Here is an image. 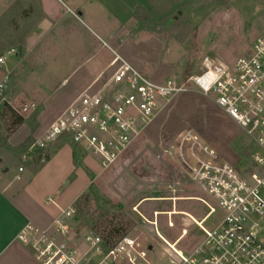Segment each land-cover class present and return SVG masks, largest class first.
I'll return each mask as SVG.
<instances>
[{"label":"rangeland","instance_id":"374dc122","mask_svg":"<svg viewBox=\"0 0 264 264\" xmlns=\"http://www.w3.org/2000/svg\"><path fill=\"white\" fill-rule=\"evenodd\" d=\"M61 1L62 9L69 15L70 8L69 16H74L76 22L65 33L57 34L64 27L57 25L40 37L36 52L43 56L49 73L23 78V60L17 72L8 74L9 80L0 91V108L3 103L8 105L0 111V157L5 158L0 161V174L8 170L3 176L14 185L27 176L20 174L23 179L16 182L18 165L25 168L31 161L42 165L45 156L59 147L53 145L28 156L30 161H22L42 130L78 96L79 89H70L73 81L68 76L88 56V46L104 42L149 81L162 84L169 79L182 82L185 73L192 77L207 68L216 71L229 67L247 55L255 39L264 34V0H76L84 10L82 16L77 15L71 0ZM11 10L10 0H0V54L4 52L1 56L5 57L0 65V81L11 63L20 59L6 56V50L16 51L14 44L19 40V33L4 25ZM195 88L190 83L192 92L174 98L147 128L142 141L136 142L116 165L107 170L97 164L88 168L84 164L87 156L83 157L81 170L89 185L93 184L99 198L117 206L118 211L103 212L91 196L82 209L80 226H74L73 233H86L92 222L104 216L107 221L128 225L126 235L145 244L154 237L153 212L163 213L157 218L158 230L169 239L176 237L182 227V218L172 214L174 228L167 229L166 213H173V207L176 212L200 219L205 208L199 202H176L173 206L157 200L169 195L165 188L171 176L181 183L179 196H199L174 157L154 159L153 153L167 148L182 132L198 133L211 149L237 168L253 167V160L245 154L254 155L260 149L213 106L211 95L202 96L193 91ZM16 116L23 117L22 125H14ZM29 139L32 143L20 153L6 148V143L16 148ZM64 188L61 186L60 192ZM58 195L55 193L54 199ZM190 230L192 235L196 232Z\"/></svg>","mask_w":264,"mask_h":264},{"label":"built area","instance_id":"2783aa9c","mask_svg":"<svg viewBox=\"0 0 264 264\" xmlns=\"http://www.w3.org/2000/svg\"><path fill=\"white\" fill-rule=\"evenodd\" d=\"M16 54L14 49L6 52V56ZM4 61L1 56L0 65ZM112 65L117 68L110 80L100 90L88 89L73 100L35 139L23 162L70 140L107 170L145 135L174 98L192 92V83L193 91L211 95L217 109L260 149V153L245 154L253 167L237 168L195 132H182L162 154L180 162L199 196H179L181 183L177 181L169 185L168 196L157 200L173 206L196 201L205 212L200 219L176 212L174 207L173 213H166L168 230L174 228L172 214L182 218L176 237L169 239L159 232L157 218L163 213L153 212L154 237L149 243L125 235L109 245L97 234L73 233L72 206L48 228L28 223L18 240L39 264H264V34L255 39L247 55L220 70L207 68L198 74L200 79L195 75L182 82L169 79L155 84L116 54ZM8 80L7 74L0 81V91ZM23 170L18 168L17 181ZM190 229L196 232L192 235Z\"/></svg>","mask_w":264,"mask_h":264},{"label":"crops","instance_id":"0c3cea01","mask_svg":"<svg viewBox=\"0 0 264 264\" xmlns=\"http://www.w3.org/2000/svg\"><path fill=\"white\" fill-rule=\"evenodd\" d=\"M71 1L78 11L77 15L82 16L84 12L82 7L77 4L76 0ZM10 5L12 10L4 25L19 33V40L17 39L14 44L17 53L14 57H20V59L11 63L7 74L17 72L19 64L23 60L26 62V69L22 73L23 78L34 79L43 73L48 74L49 68L45 65L43 56L36 52L38 41L43 35L54 31L57 25L64 26L57 34L61 31L62 33L68 31V26L70 27L72 22H76L75 19H72L74 16H69L72 10L68 8L69 15L66 14L58 0H10ZM54 38L56 39L55 35ZM102 43L101 46H88L86 49V53H89L88 56L68 76L73 81L70 89L74 87L77 91L79 89L78 96L88 89L90 92L100 90L110 80L117 68L112 65L116 54L115 50L104 42ZM3 53L0 54V57ZM68 65L64 70H67ZM213 106L217 109L214 103ZM197 135L200 137L198 133ZM145 136L146 133L138 141ZM171 143L170 141L169 145ZM162 151L153 153L154 159L165 157L166 155H163ZM3 160L5 158L0 157V161ZM35 163L31 161L20 173H26L27 176L19 185H14L5 179L3 175L8 170H4L0 174V264H39L32 252L18 240L19 233L28 223L39 228H48L52 221L61 215L62 211L73 206L89 186V180L85 173L81 169L75 170L72 163V152L67 145L59 146L48 162L39 166ZM84 164L88 168L91 167V164L96 165L89 157H86ZM19 167L18 165L17 170ZM73 173L75 178L70 180L69 177ZM20 174V179L15 180L16 182L23 179ZM171 178V182L166 184L167 192H169V185H174L177 182L175 177L171 176ZM61 186L65 188L60 192ZM177 189L182 191L180 186ZM57 192L59 195L54 199L53 196Z\"/></svg>","mask_w":264,"mask_h":264},{"label":"trees","instance_id":"16d2710c","mask_svg":"<svg viewBox=\"0 0 264 264\" xmlns=\"http://www.w3.org/2000/svg\"><path fill=\"white\" fill-rule=\"evenodd\" d=\"M189 75L190 74L185 73L183 80L188 79V77H190ZM7 106H8L7 104L3 103L1 108H0V111L6 110V108H8ZM23 123H24L23 117H21V116L15 117V123H14L15 126H20ZM31 143L32 142L29 139L26 142H24L22 145H20L16 148H12L6 143V148H7V150H11L15 153H17V152L20 153L21 151L26 150L30 146ZM63 145H67L71 149L72 163H73L75 170L83 168V162L82 161H83V157L86 155V153L79 146L73 144L72 141H70V140H67V141L59 144V146H63ZM52 155H53V153L45 156V158L43 159V163L48 162ZM74 178H75V175L73 173L69 177V179L73 180ZM91 196L94 197V199L96 200L98 209L102 210L103 212L105 210L118 211L117 206L113 205L110 202L102 201L99 198V196L97 195V192H96L94 185L90 184L88 186V188L86 189V191L81 196H79V198L73 204L75 214H74V217L70 223V226L72 229H74V226H78V224L81 222L82 209L89 202V200H90L89 197H91ZM92 223H93L92 225L88 226V230H86L87 231L86 233L89 232V233H94V234L99 235L109 245H112L115 241H117L121 237L125 236L127 234L126 229H127V227H129L128 225H124L122 222L121 223L120 222L115 223L112 220L107 221L104 218V216L101 218H98V220H96L95 222H92ZM75 234L79 235L80 233H77L75 231Z\"/></svg>","mask_w":264,"mask_h":264},{"label":"bare ground","instance_id":"6f19581e","mask_svg":"<svg viewBox=\"0 0 264 264\" xmlns=\"http://www.w3.org/2000/svg\"><path fill=\"white\" fill-rule=\"evenodd\" d=\"M208 77L210 78V80L213 79V74L210 72V73L208 74ZM196 78H199V79H200V76H196Z\"/></svg>","mask_w":264,"mask_h":264}]
</instances>
